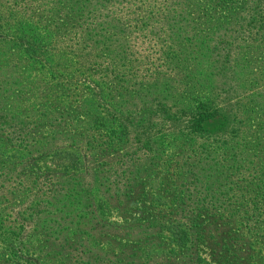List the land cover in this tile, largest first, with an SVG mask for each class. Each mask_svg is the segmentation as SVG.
I'll return each instance as SVG.
<instances>
[{
  "label": "trees",
  "instance_id": "1",
  "mask_svg": "<svg viewBox=\"0 0 264 264\" xmlns=\"http://www.w3.org/2000/svg\"><path fill=\"white\" fill-rule=\"evenodd\" d=\"M263 75L264 0H0V264H264ZM211 155L236 202L188 207Z\"/></svg>",
  "mask_w": 264,
  "mask_h": 264
},
{
  "label": "rangeland",
  "instance_id": "2",
  "mask_svg": "<svg viewBox=\"0 0 264 264\" xmlns=\"http://www.w3.org/2000/svg\"><path fill=\"white\" fill-rule=\"evenodd\" d=\"M238 71V70H237ZM239 73L237 72V76L235 78V82H232L229 84L231 85H237L238 82L237 79L240 77ZM264 79V75H263ZM222 82L218 78H214V83ZM244 84H247V81H243ZM240 88V87H239ZM241 89V88H240ZM237 92L229 93L227 95H221L220 98L227 99V103L233 102L235 103V106L237 107ZM3 100H6L3 98ZM3 104L2 100L0 101V106ZM231 104V103H230ZM221 132L218 131L213 134V137L219 136ZM212 138L208 140V142H212ZM203 141L196 139L193 141L192 145H196L197 142ZM190 147H192L190 145ZM141 151L139 149V154L141 155ZM114 155V153H111V156ZM130 156L126 157L124 160L126 161ZM113 158V157H112ZM165 159V156L163 157ZM107 159H103L100 161H97L98 168L101 169V172L103 170H106L107 167L105 166V161ZM186 166H182L179 168L176 172V179H177V186L179 187V190H182L183 196L185 195V203L188 207H194L196 206H212V205H218L222 202H225V204H235L236 200L235 197H230L231 193H227L228 190L233 192V187H237V183L235 184L232 181L233 176L228 175L231 171L233 166L229 165H223V168L225 169H217L214 162V155H211L208 160L205 161V159H202L200 162H198L197 157H186ZM146 160H142L141 163H145ZM226 164H228L226 161H224ZM183 163V162H182ZM158 165V164H157ZM93 166V164H92ZM145 171V168L142 167ZM222 171V172H220ZM146 172V171H145ZM148 172V171H147ZM131 178L133 179V175H131ZM146 180L144 178L141 179ZM152 185H155V183L151 182L148 183L147 186L141 185V189L139 188V191L137 190V194H134L133 199L135 202L139 203H145L149 204L151 202V197H144L143 193L146 191V188L150 187ZM140 187V186H139ZM153 191V189L151 190ZM150 199V201H149ZM182 199L181 201H183ZM150 214H148L145 218H150ZM191 217V215H190ZM141 218H144V216H141ZM210 220H214V224L217 226H220V228L223 226L222 222L225 221L224 219H221L219 216L212 217ZM102 228L96 229L95 231H89L91 234H96V236L91 237L89 240L95 241H102L105 243V233L107 231L106 225H101ZM89 229V228H87ZM109 230V229H108ZM136 231L134 230L133 233ZM105 246V248H104ZM104 246H93L92 251L94 254V259H92L90 262L92 264H110V262H114L112 259V251L110 250V247L107 245ZM190 254L191 250H186L185 254Z\"/></svg>",
  "mask_w": 264,
  "mask_h": 264
}]
</instances>
